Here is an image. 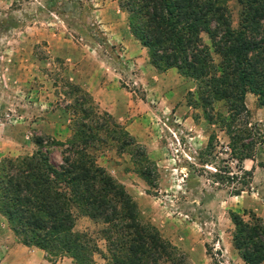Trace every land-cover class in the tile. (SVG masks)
Here are the masks:
<instances>
[{
    "label": "rangeland",
    "instance_id": "374dc122",
    "mask_svg": "<svg viewBox=\"0 0 264 264\" xmlns=\"http://www.w3.org/2000/svg\"><path fill=\"white\" fill-rule=\"evenodd\" d=\"M116 6L118 0H0V160L30 155L35 149L32 137L48 135L64 142L70 136L67 104L78 100V94L73 93L76 88L89 96L84 106L94 108L100 119L87 120L95 128L104 120L102 112H107L114 96L121 120L112 117L136 143V155L145 154L151 186L141 179L129 150L116 151L115 138L88 144L87 155L124 187L142 219L154 225L190 264H242L229 244L227 213L245 209L241 199L228 194L238 185L248 189L242 197L261 192L257 194L260 205L256 216L264 224V175L250 185L229 158L230 151L225 149L226 145L230 149L229 140L224 123H219L221 117H227L223 103L204 112L197 104L187 109V104L196 101L191 81L183 79L175 88L172 77L156 84L151 79L145 81L141 66L148 65L147 60L127 64L132 56L138 60L141 55L129 47L121 55L110 47L103 33L114 27L128 31L126 14H114ZM228 8L234 26L235 0L228 1ZM96 9H105V13L98 16L93 12ZM203 40L206 42L205 36ZM122 68L125 73L116 75ZM103 69L106 74L101 78ZM171 90H177L175 98L168 93ZM187 91L193 92L186 95ZM244 104L247 118L239 116L235 126L243 129L241 124L248 121L246 127L252 128L248 138L257 141L251 153L264 163V108H257L251 95ZM10 143L16 148L12 152ZM205 147V159L211 164L202 167L196 159ZM49 149L50 162L60 164L61 148ZM215 171H228L236 175V181L229 186L215 184L210 177ZM73 229L88 233L99 249H104L97 236L98 226L90 220L78 217ZM182 241L184 246L178 248ZM94 261L101 263L98 256ZM0 264H6L4 241L0 242Z\"/></svg>",
    "mask_w": 264,
    "mask_h": 264
},
{
    "label": "trees",
    "instance_id": "16d2710c",
    "mask_svg": "<svg viewBox=\"0 0 264 264\" xmlns=\"http://www.w3.org/2000/svg\"><path fill=\"white\" fill-rule=\"evenodd\" d=\"M228 1L118 0V8L126 14L129 34L145 49L148 65L158 74L174 69L182 80L192 82L196 101L188 108L197 104L204 112L223 103L227 117L219 123H224L229 140V158L241 172V162L254 158L251 150L257 141L248 138L252 128L246 127L247 120L243 129L236 128L235 120L247 118V93L264 108V0H235L234 26ZM73 93L78 100L67 104L70 136L64 142L48 135L32 137L35 149L30 155L0 160V216L11 233L23 246L41 250L48 261L64 257L72 264H98V256L100 264H190L142 219L124 187L86 151L88 144L115 138L116 151L129 150L141 179L151 186L145 154L136 155V143L109 113L102 112L104 120L97 128L89 125L87 120H100L94 108L84 106L89 96L77 88ZM208 143L209 139L206 147ZM49 147L61 148L60 164L50 162ZM206 147L197 154L196 163L202 167L211 164L205 159ZM210 177L228 186L237 178L228 171H215ZM233 190L230 194L238 195L243 186ZM227 215L231 250L244 264H264L261 219L252 210ZM78 217L98 226L103 250L88 233L73 229Z\"/></svg>",
    "mask_w": 264,
    "mask_h": 264
},
{
    "label": "crops",
    "instance_id": "0c3cea01",
    "mask_svg": "<svg viewBox=\"0 0 264 264\" xmlns=\"http://www.w3.org/2000/svg\"><path fill=\"white\" fill-rule=\"evenodd\" d=\"M112 3H114V2L112 1ZM113 7H114L113 5H110V8L111 9ZM104 10L105 9H103V10L102 9H96L93 12L94 13H97L98 16H100L101 14H104L105 13ZM114 14H120V17H123V13L118 8V6H116L114 8ZM103 35L105 36L107 42L110 43V47L113 46L115 50L120 51V54L121 55H122V53L124 54V51H126V47L133 48L136 51H138L137 52L138 54H137L135 52V50H132V51H134V54L141 55V57L138 58V60H135L133 58V56H132L131 57L132 60L127 61V64H133L134 62L135 63L136 62L145 63V60H147L146 59L147 57H146V51H145V49L142 48L137 43V41L134 40L131 37V35L129 34L128 31L126 32V30H123L122 29L119 32V30L117 29V27H114V28L111 29V32L110 33H103ZM113 60H115V59H113ZM115 61L118 63L117 60H115ZM117 63L115 64L116 66H117ZM141 67L145 71V74H144L145 75L144 76V80L145 81L146 80L147 81H150V79H151L152 81H150V82H154L156 84V82H163L164 81V78L167 80L168 78L172 77V84H171V86L173 88H175L176 86H178V84H180V82L182 81V79L178 76V74L176 73V71H172L173 69H168L164 73H159L158 74L149 65H145V67H143V66H141ZM124 70H123V68H122V70H116L115 74L116 75H120L121 74L120 72H123V74H124L125 73ZM108 73H110V71H108ZM140 73H142V72H140ZM105 74H106L105 73V69H103V71L100 74V77L103 78ZM175 91H177V90H174V91L171 90L168 93H170V96H174V98H175L176 97V95L174 93ZM247 95H251V94H248L247 93L245 95L244 100L247 98ZM106 100H107V98L105 99V101ZM254 100H255V98H254ZM110 101H113V102H112V105L111 106L106 107L107 112L110 115H113L115 118L121 120V116L118 113H116V108H115L116 107L115 105H116L117 99H115L114 96H113V97H110ZM170 106H171V104H170ZM187 109H189V108L187 107ZM259 109L263 110V108H259ZM187 119L188 118H186L185 120H187ZM192 126L196 129L195 124L192 123ZM200 147H201V145H200ZM15 149L16 148L13 146V143L12 144L10 143V152H12ZM258 153H263V152H258ZM190 160L193 161V162H195L194 159H190ZM240 168H241V172L242 173H243V171L244 172L245 171L249 172V175L247 176V178L250 181V185L252 184V181L253 180L255 181L256 178H261V176L264 175V163L261 162V160L258 161V159L256 158V156L253 159H251V160L250 159L243 160L241 162V164H240ZM212 191H215V190L212 189ZM247 191H248V189H245V190L240 191L238 195H232L231 196V194H228V196H229V198H236V199L239 198V199H241L242 200V204H243L242 207L245 210L246 209L252 210L257 215V213H256L257 212V207L260 205L259 204V201L260 200L258 199L257 194L258 193H261V192H259L257 190L254 193L252 191L250 194H247L246 196L242 197L243 195H241V194L242 193H247ZM248 207H250V208H248ZM84 219H87V218H84ZM3 241L6 242V264H72L68 258H64V257L59 258V259H56L54 261H48L47 258H46V256H45V254L41 250L36 249L34 247H25L22 244H20L17 241V239L14 237V235L11 233V231L9 230V228H8L5 220L0 216V242H3ZM179 244H181V245H179ZM183 244H184L183 241L181 243H178V248H179V246H184ZM235 257L237 258L236 261L244 264L237 257V255Z\"/></svg>",
    "mask_w": 264,
    "mask_h": 264
},
{
    "label": "built area",
    "instance_id": "2783aa9c",
    "mask_svg": "<svg viewBox=\"0 0 264 264\" xmlns=\"http://www.w3.org/2000/svg\"><path fill=\"white\" fill-rule=\"evenodd\" d=\"M225 149H227V148L225 147Z\"/></svg>",
    "mask_w": 264,
    "mask_h": 264
}]
</instances>
